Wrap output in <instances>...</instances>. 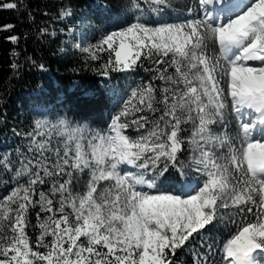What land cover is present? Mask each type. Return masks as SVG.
Returning a JSON list of instances; mask_svg holds the SVG:
<instances>
[{"label": "snow or ice", "instance_id": "obj_1", "mask_svg": "<svg viewBox=\"0 0 264 264\" xmlns=\"http://www.w3.org/2000/svg\"><path fill=\"white\" fill-rule=\"evenodd\" d=\"M97 15L113 19L111 5H98ZM81 51L89 61L107 53L98 76L150 65L151 81L118 101L107 130L83 116L37 119L22 134L26 151L0 154V173L15 185L0 200V264H176L185 248L191 264H218L205 234L234 216L241 219L223 244V264H261L264 0H124L115 30ZM146 111L160 115H135ZM84 176L86 190L73 194ZM37 206L33 243L27 229Z\"/></svg>", "mask_w": 264, "mask_h": 264}, {"label": "trees", "instance_id": "obj_2", "mask_svg": "<svg viewBox=\"0 0 264 264\" xmlns=\"http://www.w3.org/2000/svg\"><path fill=\"white\" fill-rule=\"evenodd\" d=\"M0 2L18 4V9H0V154L14 155L16 149L26 151L27 140L22 134L30 132L37 119L52 120L56 115H67L79 120L83 116L92 128L106 130L112 117L122 107L118 101L127 100L137 85L151 81L153 74L146 70L150 65L128 74L113 73L110 80L98 76L93 69L105 62L107 53L100 52V60L89 61L86 59L88 53L76 46V42H83L85 47L96 44L108 31L115 30V14L121 12L124 0ZM173 2L176 5L185 2L194 4V0ZM105 3L111 5L113 19H102L97 15V6ZM65 11L73 15L62 18L61 14ZM7 25L14 27L9 29L5 27ZM42 29L46 34L41 33ZM79 32L82 34L78 36ZM11 36L18 37L15 43L9 39ZM41 64L44 65L43 69L39 67ZM172 71L169 69V72ZM152 83L162 84L158 80ZM135 115H148L151 120L153 117L158 118L160 112L146 111ZM150 126L145 125L141 131ZM126 133L136 135L132 128L127 129ZM185 155L190 156L191 152ZM25 179L20 182L24 183ZM87 179V176L83 177L82 182L72 189L73 194L86 190ZM193 180H198V177L194 176ZM14 186L11 174L0 173V200L10 195ZM50 187L51 184L37 186V194L33 199L38 200V193H47ZM38 211L37 206L29 212L31 226L27 231L33 243L39 235L36 222ZM66 211L71 212V209ZM44 215L41 213V218ZM247 218L250 219L251 215ZM233 219L235 223H229L226 219L205 234L207 242L215 245L214 259L218 264H223L221 249L236 232L241 217L234 216ZM200 245L201 240L197 239L193 246L199 249ZM174 259L176 264H191L188 248L178 250Z\"/></svg>", "mask_w": 264, "mask_h": 264}, {"label": "rangeland", "instance_id": "obj_3", "mask_svg": "<svg viewBox=\"0 0 264 264\" xmlns=\"http://www.w3.org/2000/svg\"><path fill=\"white\" fill-rule=\"evenodd\" d=\"M79 34H82V32H79V33H78V36H79ZM82 43H83V42H78V44H77V43H76V44H77V45H80V48H81V47H85ZM106 130H107V129H106ZM261 264H264V260L261 261Z\"/></svg>", "mask_w": 264, "mask_h": 264}, {"label": "bare ground", "instance_id": "obj_4", "mask_svg": "<svg viewBox=\"0 0 264 264\" xmlns=\"http://www.w3.org/2000/svg\"><path fill=\"white\" fill-rule=\"evenodd\" d=\"M78 40H80V39H78ZM78 40H77V41H78ZM76 43H77V42H76ZM82 44H83V43H82ZM83 45H84V44H83ZM76 46H77V44H76ZM78 48H79V47H78ZM80 49H81V48H80Z\"/></svg>", "mask_w": 264, "mask_h": 264}]
</instances>
